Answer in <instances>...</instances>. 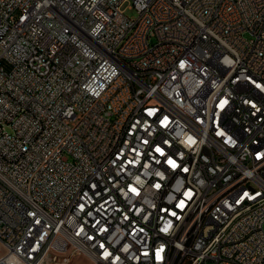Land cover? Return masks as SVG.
<instances>
[{"label": "built area", "instance_id": "built-area-1", "mask_svg": "<svg viewBox=\"0 0 264 264\" xmlns=\"http://www.w3.org/2000/svg\"><path fill=\"white\" fill-rule=\"evenodd\" d=\"M132 1L0 0V264H264V0Z\"/></svg>", "mask_w": 264, "mask_h": 264}, {"label": "rangeland", "instance_id": "rangeland-1", "mask_svg": "<svg viewBox=\"0 0 264 264\" xmlns=\"http://www.w3.org/2000/svg\"><path fill=\"white\" fill-rule=\"evenodd\" d=\"M133 1L130 0V3H127L124 7L125 9V14L129 18H136L138 16L137 10L133 8H129L132 5ZM1 254V253H0ZM51 264V263H48ZM69 264H96L92 260H90L86 255H84L81 252H77L73 254L70 258ZM207 264H212L211 262H208Z\"/></svg>", "mask_w": 264, "mask_h": 264}, {"label": "bare ground", "instance_id": "bare-ground-1", "mask_svg": "<svg viewBox=\"0 0 264 264\" xmlns=\"http://www.w3.org/2000/svg\"><path fill=\"white\" fill-rule=\"evenodd\" d=\"M62 25H69V18H62ZM210 233H217V225H210Z\"/></svg>", "mask_w": 264, "mask_h": 264}]
</instances>
